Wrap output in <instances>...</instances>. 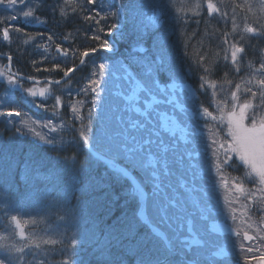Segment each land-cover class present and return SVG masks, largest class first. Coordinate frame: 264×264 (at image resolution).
<instances>
[{
    "label": "trees",
    "instance_id": "16d2710c",
    "mask_svg": "<svg viewBox=\"0 0 264 264\" xmlns=\"http://www.w3.org/2000/svg\"><path fill=\"white\" fill-rule=\"evenodd\" d=\"M75 2L80 5L75 12L72 11V3L65 5L64 0H26L25 4L18 3L15 9L10 5L0 4V18L18 16L15 21L0 20V52L11 55L15 71L30 77L59 79L63 75V69L75 68L59 85L49 84L48 81L29 82L20 78L25 89L32 86L51 88L53 97H36L37 102L44 100L46 108L34 107L29 103L31 98L27 97L26 93L21 89H10L6 80L0 78V102L10 98L11 106L17 107L33 119H52L63 121L65 124L51 135L55 137L56 143L50 145L23 129L24 135L18 133L16 128L20 126L15 117H12L14 120L0 117V205L5 201L10 202L14 211L24 218L36 217L39 221L41 216L45 217L43 223L26 225V232L44 234L49 229H55L59 223V231L63 232L64 236H57L51 231L48 234L58 240L63 239L64 242L42 245L39 259L44 260L46 264H61L62 259L66 258L61 252L66 248L67 238L73 234H78V240L82 241L75 256L77 264H140L141 255L145 251L141 241L145 236L151 240L148 247L154 252L159 250V259L163 264L166 253L157 244V234L143 225L137 202L133 198L134 191L131 190L130 180L121 173L122 164L119 157H113L109 153L103 159H98L95 151L83 146L79 136L81 124H89L88 109L91 107L93 94L85 93L82 89L88 86L95 63L100 64L115 54H125L129 66L136 74L141 73V64L137 59L146 54H153L154 32L141 34L137 30L135 24L142 19L139 15L134 22L131 14H123L121 25L120 18L101 20L99 25L94 20L85 19V16L94 15V10H100L101 4L105 6L104 11H107L108 5L114 0H96L95 4H87L86 0ZM151 2L152 0H124V3L129 5H146ZM214 2L227 16L214 13L210 17L205 5L199 16H194L191 12L186 16L170 12L165 25L177 68L184 74V79L201 94L202 105L209 110H213V95L210 97V90L213 92V89L207 85L205 89H199V77L205 73L195 62L196 53L206 56L205 66L211 71L205 78L216 82L215 92L223 87L234 90L236 83L247 81L250 74L264 62V34L254 35L243 31L245 23L256 28L264 24V13L259 10L260 0H247V4L252 7L251 12L246 8L236 7L244 5L245 0ZM27 7H33L34 16L42 22H37L31 17L25 22V18L18 15ZM61 8L65 9L63 16L60 13ZM233 8L238 26L234 34L231 19ZM139 11L143 12L144 17L152 15V10L148 7ZM177 16L182 19L178 20ZM112 23H117L118 27L111 29L112 34L109 35L108 26ZM13 26L24 31L16 32ZM4 27H9L8 41L2 38ZM101 27L105 28L104 32L99 31ZM181 31H185L189 36L195 33L189 40L187 49L184 47L185 37L181 36ZM260 31L264 33V29ZM225 32L229 33V42L236 41L245 49L239 56V72L235 70L236 66L230 59H224L227 46L223 43ZM49 35L52 36L51 41L48 40ZM95 35H99L101 40L107 39L109 46L115 50L107 52L100 48V41L92 38ZM56 44L61 45L60 52H57ZM92 48L97 51L84 57V64H81L80 53ZM65 49L68 50L67 56L62 54ZM4 59L0 57V61ZM54 63L60 64L61 67L54 69ZM169 79L166 73H161V82ZM227 81L232 83L229 85ZM243 86L242 83V89ZM104 87L100 93L102 99L98 101L99 107L93 109L91 116L93 133L102 138V149L112 143L106 129L112 108L105 104L107 95ZM54 96L61 97V105L55 109L52 108L55 104ZM78 101L84 103L77 104L79 112L74 114L69 104ZM253 102L256 103L258 111H264L260 108L259 97ZM103 105L106 107L105 114ZM77 116L83 117V120ZM224 135L222 133L223 137ZM218 156L223 159L222 152ZM221 169L228 170L233 180L235 177L244 176V169H237L235 165H222ZM37 175L40 177L39 182L35 179ZM248 183L250 184L245 181V184ZM57 201L60 202V215L65 216L63 222H58L55 215L58 210ZM250 210L253 212V209ZM5 225L6 221L0 216V231L5 230ZM27 259L31 260V254Z\"/></svg>",
    "mask_w": 264,
    "mask_h": 264
},
{
    "label": "snow or ice",
    "instance_id": "6c2138e0",
    "mask_svg": "<svg viewBox=\"0 0 264 264\" xmlns=\"http://www.w3.org/2000/svg\"><path fill=\"white\" fill-rule=\"evenodd\" d=\"M65 5L72 3V11L75 12L77 7H80L75 0H64ZM87 4H95L96 0H86ZM25 4L26 0H0V4L10 5L15 9L17 4ZM206 5L207 13L211 17L214 13L221 16H227L226 12H222L221 8L218 6L214 0H152L149 4H135L129 5L124 3V0H114V2L108 5V10L104 11V5H100V10H94V15L85 16V19L94 20L96 24H100L101 20L107 21L109 19L119 20L122 14H131L133 21H136V17L139 15L142 17L138 23L135 24L137 30L143 34L148 31L154 32L153 39V54L151 56L145 55L140 59L141 73L136 75H129L128 80L132 88V96L130 99H141L144 98V110L140 113L143 119H133L129 118L126 126L122 127L119 131L117 139L109 144L105 148H101L102 138L95 135L92 129L91 116L93 109L99 107L98 101L102 99L100 93L103 91L101 87V80L97 79V71L92 73V78L88 81V86L82 89L85 93H92L91 97V107L88 109V120L89 124L85 126L81 124V129L79 132L80 139L82 140L83 146L95 151L98 159H103L106 155L111 153L113 157L122 156L128 161V164L133 169H138L146 171L148 164H163L164 168H168L169 153L167 147L161 151L162 145L165 141L161 139V136L166 131H171L166 129L164 125L156 121L153 117L152 101L155 99V95L166 91L167 86H161V73H166L170 79L173 81H183L185 76L176 66V58L171 52L169 44V34L167 28L165 27L167 23V16L170 12L182 13L184 16L191 12L194 16H199L203 7ZM148 7L152 10V15L144 17L140 9ZM236 7L246 8L248 12L252 11V7L247 4L245 0L244 5H236ZM259 10L264 13V0H260ZM103 12V14H101ZM61 15H65V9H60ZM25 18V22H28V18H33L37 22H42L38 17L34 16V8L27 7L18 14ZM99 17V19H97ZM178 20L182 17L177 16ZM6 19L8 21H15L18 19L17 15H12L10 17L0 18V20ZM232 33L234 34L237 30V24L235 21V8H233L232 16ZM187 22L186 20L184 21ZM118 27L117 23H112L108 26V34L111 35V29H116ZM264 29V24H261L259 28L251 26V24L245 23L243 26V31L245 33H251L254 35L264 34L260 30ZM13 30L16 32H22L23 29L13 26ZM100 32H104L105 28L101 27ZM223 43L227 45L225 49L224 59L228 60L229 57L227 52L230 51L231 63L236 66L235 70L239 72V54L245 51L244 47L239 46L238 42H229V33L225 32ZM2 36L5 41L10 39L9 37V27H4L2 29ZM181 36L185 37L184 47L185 49L189 46V40L195 33L189 36L185 31H181ZM67 39V37H65ZM94 40L100 41L99 47L107 52H111L112 48L109 46V41L107 39L101 40L99 35L92 37ZM243 39V36H241ZM48 40H52V36H48ZM57 52L61 51V45L56 44ZM96 48L87 49L80 53L81 57H87L89 52H96ZM64 56L68 55V50H63ZM187 55V51L185 52ZM218 55V54H217ZM9 62L11 61V56L8 57ZM206 56L196 53V63L198 67L202 68L205 75L209 74L211 69L205 66ZM81 64H84V60L81 59ZM10 63L6 68H0V78L6 80L8 86L12 89H21L26 96L31 98L29 103L37 108H46L47 105L44 100L37 102L36 97L41 98H51L53 93L51 88H23V84L20 77L16 73H11ZM60 64L54 63L53 68L59 69ZM106 65L100 63L98 65V71L101 76L104 75V69ZM75 71L74 67H68L63 69V76L68 77L70 73ZM205 75L199 77L201 83L199 84V89H205V86L213 89V95H215L216 82L210 81L205 78ZM227 75V74H225ZM31 79V77H29ZM49 84L59 85L60 80L48 81ZM106 83V81H105ZM230 85L232 81H227ZM243 83V94H250V98H244L241 102V93ZM242 83H236L235 89L230 92L231 105L224 106L228 109L224 111L219 105L217 110L221 112L219 116V122L223 125L219 128L220 132L226 133L223 139L220 141L218 148L223 152V159H221L215 150L217 141L213 139L211 144L213 146L212 160H210L209 168H214L216 173L219 175L222 171L221 165L227 167H232L235 165L237 169H246L243 177H235L232 188L238 193H246V199L253 205L259 204L264 205V111H258L257 106L254 105L253 100L259 97L260 108L264 109V62L259 64L251 74L247 81H242ZM255 88V90H254ZM191 93L192 90L190 89ZM55 104L52 106L55 109L57 106L61 105V97L54 96ZM83 104V101H78L77 103H70L74 114L79 112L77 104ZM223 104L224 102L221 101ZM0 104H6L8 106L0 110V117H19L20 127L16 128V131L21 135L25 132L22 129H27V132L32 133L34 136L38 137L40 141L45 144H55L56 139L51 135H43L41 132L37 131L34 127L35 124L40 123L39 121H31L26 113H23L15 106H11V100L0 102ZM152 108V111L149 109ZM193 116H200L202 118H211V120L216 121L217 117L209 111L208 107L200 105L193 110ZM78 119L83 120V117L77 116ZM206 126V125H205ZM43 128L49 130V133L57 132V126L53 124L52 119H48L47 122L42 124ZM63 128V125L60 126ZM207 148V145H205ZM237 161L239 163H237ZM163 174V173H162ZM36 181L39 182V175L35 177ZM151 179V177H149ZM222 183L227 188V181H224L221 177ZM245 181L250 182L254 185L253 189H245ZM215 183V181H213ZM225 203L231 204L227 197H225ZM179 205L178 208L170 206H160L157 205L155 208V214L151 213L148 215L147 220L149 223H155L157 226L161 224H168L171 226L172 216L180 210H183V205H180L179 201H176ZM60 202L57 201V212L55 213L58 222H63L65 216L60 215L59 212ZM264 212V208L258 209ZM236 209L229 207V213L231 219L235 222L237 216L235 215ZM171 213V215H169ZM243 214V213H242ZM0 216L6 221L5 230L0 231V264H46L42 259H39L40 250L42 245H56L57 243H63V239L58 240L49 235L48 232H54L55 235L63 237L64 233L59 231V223L55 229H49L44 234H39L34 231L26 232L25 227L28 224H36L38 222L43 223L45 217L41 216L39 221L36 217L24 218L21 214L14 211L10 202L5 201L3 205H0ZM252 217L249 215L246 220L242 223L247 225V228H253V223L250 222ZM231 231L237 236H241V231L239 227H232ZM256 235H249L248 231L243 232L244 240H259L261 244H264V215L260 217L259 226L255 228ZM164 236L165 241H167V248L165 250L166 255L163 264H214V262L202 261L198 254L189 255L186 248L190 247V243L181 238L178 231L175 233V241L169 239L166 233H161ZM78 234H73L70 238H67L66 248L61 252V255L66 257L62 259L61 264H77L75 256L77 254V249L82 241L78 240ZM145 251L141 255L140 264H161L159 259V250L155 252L148 247L151 240L148 236L142 238L141 241ZM241 251L245 250L243 244L239 245ZM70 249L71 251H68ZM247 252L253 253L252 259H258L264 262V251H261L260 247L249 246L246 249ZM259 252L260 255L257 257L255 253ZM31 254V260H28V255ZM222 254V253H221ZM249 257H245L248 260Z\"/></svg>",
    "mask_w": 264,
    "mask_h": 264
},
{
    "label": "rangeland",
    "instance_id": "374dc122",
    "mask_svg": "<svg viewBox=\"0 0 264 264\" xmlns=\"http://www.w3.org/2000/svg\"><path fill=\"white\" fill-rule=\"evenodd\" d=\"M227 55L230 59V51L227 52ZM139 61L140 59H137L138 63H140ZM4 63V61H0V68L6 67ZM102 63L106 65L104 75L99 74L98 63H95L96 66L92 73L97 71L96 78L100 79L101 86L106 88L107 102L105 104L112 108L106 129L113 143L117 139L116 134L122 130L123 126H126L130 117L143 119L140 113L144 110L145 100L144 98L130 99L132 88L128 77L136 75V72L125 60V54H115ZM165 85L167 86L166 91L155 95L152 108L155 109L154 119L162 123L166 129L171 130L164 132L161 136V139L165 141L161 151L167 147L169 167L164 168L163 164H148L147 170L142 171L131 168L126 159L118 156L122 164L121 173L128 177L131 190L134 191L133 198L137 202V210L142 217L143 225L147 230L157 234V244L164 251L167 248V241L161 233H166L169 239L174 242L175 233L178 231L182 234L181 238L190 243V247L186 248L188 254L190 256L198 254L202 261L214 262V264H232L233 261L238 260L246 264H264L258 259H252L254 254L246 251L249 246L260 247L261 251H264V244H261L259 240L246 242L241 236L233 237L228 234L215 233L207 225L209 218L224 219L235 227L238 226L240 230H246L256 235L255 228L259 226L260 217L264 215V212L258 210L264 208V205H253L246 199V193H236L232 188L234 180L228 170V172L222 170L218 175L214 168H209L208 162L212 160L213 152L211 141L213 139L217 141L215 150L218 155L222 152L220 150L218 152V145L223 139L222 133H226V129L224 132L219 131L223 125L219 122L221 112L217 110V107L219 105L224 111L228 110L224 105H231V90L228 87L219 88L215 95L210 90V97L213 95L211 99L213 110L209 111L217 117V120L213 121L211 118L193 116V110L202 105L203 98L190 82L185 79L183 81L169 79L166 82H161L162 87ZM238 95L241 96V102L246 97L250 98V94H243V89ZM221 101L224 103L222 104ZM4 107L6 106L0 104V110H3ZM105 108L103 105V114H105ZM152 108L149 110L152 111ZM27 117L31 121L40 122L34 127L41 134H53L42 127V124L48 119L37 120L28 115ZM15 119L16 123L21 126L20 118L15 117ZM12 120L14 119L12 118ZM52 122L57 126V130L61 129V125L65 126L63 121L52 120ZM23 130L27 132V129ZM27 133L34 136L30 132ZM36 138L38 139V137ZM245 172L246 169H244ZM221 177L227 181V188L222 183ZM244 186L245 189L254 190V185L251 183L244 184ZM225 197L232 202L230 205L225 203ZM176 201L183 205V210L172 216L171 226L168 224L157 226L155 223L148 222V215L150 212L155 214L157 205L178 208L179 205L176 204ZM229 207L237 210L235 222L231 219ZM250 209H253V212ZM249 215L252 217L250 222L253 223V228H247V225L242 223ZM240 244L245 246L244 251L240 250ZM259 255V252L255 253V256ZM245 257H249V259L245 260Z\"/></svg>",
    "mask_w": 264,
    "mask_h": 264
},
{
    "label": "water",
    "instance_id": "95a60500",
    "mask_svg": "<svg viewBox=\"0 0 264 264\" xmlns=\"http://www.w3.org/2000/svg\"><path fill=\"white\" fill-rule=\"evenodd\" d=\"M122 15H121V21H122ZM90 53V52H89ZM0 55H3V56H5L6 58H7V62L5 63V65L6 66H8L9 65V59H8V57H9V55H6V54H1L0 53ZM84 57H82V59H83ZM11 65V64H10ZM10 71L12 72V73H16V74H18V76H20V77H22V78H24V79H26V80H28V81H43V80H47V81H53V80H51V79H47V78H31V79H29V77L28 76H26V75H24V74H21V73H17V72H14V71H12L11 69H10ZM62 78H64V76L62 77ZM61 78V79H62ZM207 223H208V226H209V228L212 230V231H214V232H217V233H226V234H230V235H235L232 231H231V228L233 227L230 223H228L227 221H224V220H218V219H209L208 221H207ZM249 233V232H248ZM249 235H252L251 233H249ZM242 236H243V233H242ZM245 241H249V240H245ZM233 264H243V263H241V262H238V261H236V262H234Z\"/></svg>",
    "mask_w": 264,
    "mask_h": 264
}]
</instances>
